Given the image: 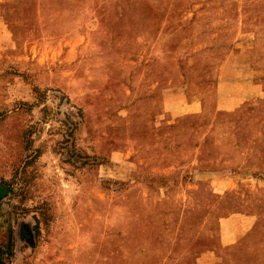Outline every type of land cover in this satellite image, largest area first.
<instances>
[{
    "label": "rangeland",
    "instance_id": "374dc122",
    "mask_svg": "<svg viewBox=\"0 0 264 264\" xmlns=\"http://www.w3.org/2000/svg\"><path fill=\"white\" fill-rule=\"evenodd\" d=\"M0 264H264V0H0Z\"/></svg>",
    "mask_w": 264,
    "mask_h": 264
},
{
    "label": "crops",
    "instance_id": "0c3cea01",
    "mask_svg": "<svg viewBox=\"0 0 264 264\" xmlns=\"http://www.w3.org/2000/svg\"><path fill=\"white\" fill-rule=\"evenodd\" d=\"M247 45H250L249 43H247Z\"/></svg>",
    "mask_w": 264,
    "mask_h": 264
}]
</instances>
